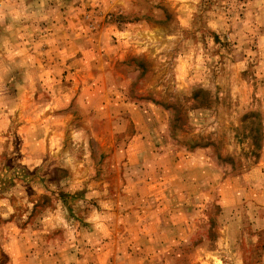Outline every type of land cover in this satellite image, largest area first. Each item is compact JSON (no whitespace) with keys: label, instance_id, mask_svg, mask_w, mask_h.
<instances>
[{"label":"rangeland","instance_id":"obj_1","mask_svg":"<svg viewBox=\"0 0 264 264\" xmlns=\"http://www.w3.org/2000/svg\"><path fill=\"white\" fill-rule=\"evenodd\" d=\"M158 251L264 264V0H0V264Z\"/></svg>","mask_w":264,"mask_h":264},{"label":"crops","instance_id":"obj_2","mask_svg":"<svg viewBox=\"0 0 264 264\" xmlns=\"http://www.w3.org/2000/svg\"><path fill=\"white\" fill-rule=\"evenodd\" d=\"M135 160L137 162L138 160L141 162L140 159H135ZM155 164L160 174V178L162 177V180L164 179L162 183L163 186L160 189L164 201H168L164 197L166 196L171 197L174 194L180 195L182 197V202L184 200L183 195L186 194L188 197L191 196V200H193V204H196V202H194L195 199L201 200L200 202H202L203 200L206 201V197H210L211 189L208 183L206 186V177L204 176L203 179L198 180L197 183L195 181V178L192 179L190 177V175L193 173V171H195L196 168H199L200 171L203 173L207 171L209 172V169L207 168V166H209L208 159H191V155H187L186 158L184 159H158V161L156 160ZM169 174L171 175L173 174V178L169 177ZM207 179H210V177H207ZM166 180L172 182L170 184H167ZM183 180L185 182H183ZM201 182L203 183L202 186H201ZM188 210L193 211L194 209H188ZM175 244L177 243L173 241L172 245ZM115 256H116L115 260L123 261L124 264L125 261L127 260H135V263L133 264H140L139 262L140 260L147 259V255L145 252H141L139 254L134 253V255H132V253L130 254L122 253L121 255L116 254ZM125 258H129V259H125ZM155 262L156 264H164L163 252L158 251L155 254ZM113 264H118V263L115 262Z\"/></svg>","mask_w":264,"mask_h":264}]
</instances>
